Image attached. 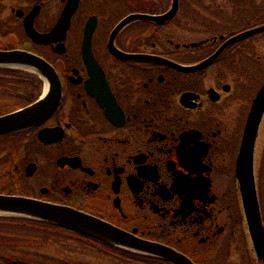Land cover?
Returning <instances> with one entry per match:
<instances>
[{
  "label": "flooded vegetation",
  "instance_id": "obj_1",
  "mask_svg": "<svg viewBox=\"0 0 264 264\" xmlns=\"http://www.w3.org/2000/svg\"><path fill=\"white\" fill-rule=\"evenodd\" d=\"M36 6L40 33L72 10L49 42L27 34ZM10 10L0 48L45 59L56 102L0 135V194L100 219L160 251L0 214V264H264V28L254 30L264 0H19ZM34 73L36 100L46 85ZM28 232L38 241L17 246Z\"/></svg>",
  "mask_w": 264,
  "mask_h": 264
},
{
  "label": "water",
  "instance_id": "obj_2",
  "mask_svg": "<svg viewBox=\"0 0 264 264\" xmlns=\"http://www.w3.org/2000/svg\"><path fill=\"white\" fill-rule=\"evenodd\" d=\"M37 12V6L28 14L26 23L27 34L35 41L49 42L55 28L66 29L72 10L64 9L57 26L49 32L40 33L32 24V18ZM264 28V24L254 30ZM0 65H25L39 70L45 78L47 90L37 100L16 110L0 114V135L21 130L32 126L44 119L54 108L52 95L48 94V86L53 84V69L45 59L39 55L20 48H0ZM0 213L24 215L32 218L56 221L57 223L81 231L85 234L113 243L125 249L159 252L158 247L137 241L129 233L112 226L105 221L87 215H74L51 204H40L23 196L0 194Z\"/></svg>",
  "mask_w": 264,
  "mask_h": 264
},
{
  "label": "trees",
  "instance_id": "obj_3",
  "mask_svg": "<svg viewBox=\"0 0 264 264\" xmlns=\"http://www.w3.org/2000/svg\"><path fill=\"white\" fill-rule=\"evenodd\" d=\"M39 92V81L35 76L20 69L0 66V113L33 101ZM8 239H16V236L8 235Z\"/></svg>",
  "mask_w": 264,
  "mask_h": 264
},
{
  "label": "rangeland",
  "instance_id": "obj_4",
  "mask_svg": "<svg viewBox=\"0 0 264 264\" xmlns=\"http://www.w3.org/2000/svg\"><path fill=\"white\" fill-rule=\"evenodd\" d=\"M19 0H0V23L3 22L5 19H12V12L10 10V7L16 6ZM5 34V30L2 28V26L0 25V44H2L5 40H6V35ZM17 36H18V42L19 45L22 44V40L20 37V33L19 31L17 32ZM16 36V37H17ZM7 67L10 68H16V69H20L22 71H24L26 74H30V75H35L34 71H32L29 68H25V67H21V66H17V65H7ZM40 87V86H39ZM41 89V87H40ZM6 152V150H4L3 147L0 146V153ZM16 226H18L17 224H13L10 220L8 221V229H15ZM20 237V236H19ZM34 241H38V236L37 234H33V233H26L23 235V238H19V241L17 240V246H26L28 243L30 242H34ZM18 250H22L21 248L17 247L14 248L13 251H18ZM32 249H28V251H31ZM33 251V250H32ZM41 251H47V249H43ZM89 261L93 260L92 258H90V256H88Z\"/></svg>",
  "mask_w": 264,
  "mask_h": 264
},
{
  "label": "bare ground",
  "instance_id": "obj_5",
  "mask_svg": "<svg viewBox=\"0 0 264 264\" xmlns=\"http://www.w3.org/2000/svg\"><path fill=\"white\" fill-rule=\"evenodd\" d=\"M19 66H23V67H25V68H29V69H31V67H28V66H25V65H19ZM47 90V85L45 86V91Z\"/></svg>",
  "mask_w": 264,
  "mask_h": 264
}]
</instances>
